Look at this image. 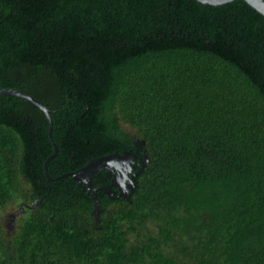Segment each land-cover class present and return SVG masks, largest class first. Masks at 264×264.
Returning a JSON list of instances; mask_svg holds the SVG:
<instances>
[{"label": "trees", "instance_id": "1", "mask_svg": "<svg viewBox=\"0 0 264 264\" xmlns=\"http://www.w3.org/2000/svg\"><path fill=\"white\" fill-rule=\"evenodd\" d=\"M0 264H264V15L244 0H0ZM129 197L64 173L136 149ZM101 184L100 178H97ZM10 243L2 218L21 202ZM24 207V206H23Z\"/></svg>", "mask_w": 264, "mask_h": 264}, {"label": "water", "instance_id": "2", "mask_svg": "<svg viewBox=\"0 0 264 264\" xmlns=\"http://www.w3.org/2000/svg\"><path fill=\"white\" fill-rule=\"evenodd\" d=\"M197 1H199L203 4H206V5H218V4L230 2L232 0H197ZM244 1L247 4H249L251 7L256 9L258 12H260L262 15H264V0H244ZM0 93L15 95V96H19L22 98H27L32 103H34L37 107H39L41 110H43V112L45 113V115L48 119V138L53 145L54 151L44 161V173L49 179H51L49 177L48 172H47V161L49 158H52L53 156H55L57 154V147H56V145H55V143L51 137L52 122H51V117L49 115V112H50L49 109L45 105H43L41 103V101L38 100L33 95H31L29 93L21 92L17 89H14V88H5V87L0 86ZM134 144L136 146H142L144 144V140H142L140 143H138L135 140ZM132 152H133V150L129 149V150H123L120 153L115 151V152L110 153V154L94 157V158L90 159L89 161H87L86 164H84L83 166H81L77 170L70 171V172L64 173L62 175L64 177L70 176L75 182H77V184L79 186H81L83 189H86L87 193H90L92 200L94 202L93 207H92V214H93V222L94 223L98 222L99 214H100L102 209L100 207V203L98 201L97 195L95 193L90 192L91 190L94 189L93 188V177L95 176L97 171L104 170L106 167L114 166L113 165L114 161H116L118 163L117 165L115 164V167L116 166L118 167L119 163L120 164L124 163L125 169L120 168L121 169V175H114V177L111 180L110 185L117 187V191H118L117 194L119 196L129 197L131 189L133 187L134 177L140 172L141 168L147 162V155L139 156L140 158H142V156H143V158H144V159L142 158L143 161L138 163V170L134 171L131 174L132 177L129 179V181H126V179L129 178L128 172H131V170H132V168L130 166V161L133 162L132 157H135L133 155V156H131V158H129V155H131ZM142 152H144V151H142ZM107 175L111 176V174H109V173ZM103 191L105 193H107L108 195L113 193V191L109 190V189H104ZM110 196H111V198L114 197L113 194H111ZM35 203H36V201H33L31 205H28V207L29 208L34 207ZM23 206H24V203L21 202L19 204L18 208L10 214V216L12 218L11 221H13L16 214L21 212V210L23 209Z\"/></svg>", "mask_w": 264, "mask_h": 264}, {"label": "flooded vegetation", "instance_id": "3", "mask_svg": "<svg viewBox=\"0 0 264 264\" xmlns=\"http://www.w3.org/2000/svg\"><path fill=\"white\" fill-rule=\"evenodd\" d=\"M142 146H137L136 148V150H134L132 153H131V155H129V158H131V156H135V157H132V160H133V162H131L130 161V166H131V168H132V170H131V172H128V176H129V178L128 179H126V181H129V179L132 177L131 176V174L134 172V171H136V170H138V163L139 162H142L143 161V156L145 155L144 154V152H142V151H144L142 148H141ZM120 153V152H119ZM141 155H143L142 156V158H140L139 156H141ZM115 164L117 165L118 163L116 162V161H114L113 162V165L114 166H112V167H106L104 170H101V171H97L96 172V174H95V176L93 177V190H91L90 192L91 193H95L96 195L98 194V192H102L103 194H106V195H108L107 193H105L103 190L104 189H109V190H112L113 191V193H111V194H113V198H117V197H121V196H119L117 193H118V191H117V187L116 186H113V185H110V183H111V180H112V178L114 177V175H121V169H123L124 167H125V164L124 163H119V166L116 168L115 167ZM121 168V169H120ZM125 169V168H124ZM111 174V176H108L107 174ZM97 178H100V181H102L101 182V184H97L98 183V180H97ZM79 186V185H78ZM80 187V189L82 190V192H86V194L87 195H89L90 196V193H87V190L86 189H83L81 186H79ZM110 194V195H111ZM110 195H108L110 198H111V196ZM24 203V207H23V209L21 210V212H19L18 214H16L15 215V217H14V219H13V221H11V216H10V214L13 212V211H15L17 208H18V206H16V207H14L13 209H11V210H7L6 212H5V214H4V216H3V218H2V221H3V228H4V236L5 237H7L8 238V243H10L11 242V240L10 239H12V236L14 235V233H15V228H16V220L18 219V217L19 216H21V214L23 213V212H25L26 210H27V207L26 206H28V202H23ZM33 208V207H32ZM26 209V210H25ZM90 227H91V231L92 232H95L99 227L97 226V224L96 223H92V224H90Z\"/></svg>", "mask_w": 264, "mask_h": 264}]
</instances>
